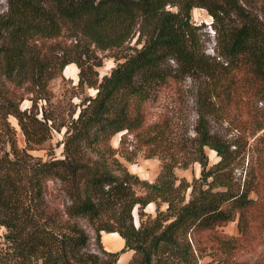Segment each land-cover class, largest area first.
I'll use <instances>...</instances> for the list:
<instances>
[{"label": "trees", "instance_id": "1", "mask_svg": "<svg viewBox=\"0 0 264 264\" xmlns=\"http://www.w3.org/2000/svg\"><path fill=\"white\" fill-rule=\"evenodd\" d=\"M7 4L0 18V264H116L127 250L133 254L125 264H201L207 247L200 244L202 236L214 239L224 253L235 248L247 232V211L255 204L250 193L263 187L264 135L257 133L264 124L257 122L249 132L256 156L251 154L241 181L233 175L234 156L211 133L207 115L215 102L227 113L238 97L246 103L264 100V0ZM195 7L213 19L216 56L205 54L196 37L197 26L191 22ZM63 29L75 38L72 45L56 40ZM95 49H116L123 58L101 80ZM73 63L79 69L77 88L87 86L95 93L80 98L76 116L55 127L45 108L38 116V102L50 101L49 80ZM193 74L203 77L201 94L208 101L198 112L196 143L187 151L200 164V177L191 184L176 177L178 152L161 144L163 128L154 124L155 132L145 141L170 154L155 180L139 179L119 161L112 136L126 130L122 144L125 134L142 128L144 102L170 80ZM16 88L31 93L30 108L20 107L23 98H17ZM9 116L24 135V147L17 146ZM62 127V157L43 160L29 153L50 129ZM205 147L216 152L215 163L208 164ZM125 158H131L129 153ZM52 178L65 194L61 208L50 207L45 196L44 182ZM149 203L155 204V216L135 226L132 209L137 207L139 217L148 216L144 209ZM105 217L112 222L103 224ZM236 217L240 237L216 233ZM82 220L93 228L96 251L90 249ZM102 230L117 232L122 247L105 250ZM230 263L225 255L210 264Z\"/></svg>", "mask_w": 264, "mask_h": 264}, {"label": "rangeland", "instance_id": "2", "mask_svg": "<svg viewBox=\"0 0 264 264\" xmlns=\"http://www.w3.org/2000/svg\"><path fill=\"white\" fill-rule=\"evenodd\" d=\"M7 10V0H0V18L6 14ZM191 22L197 26L196 37L204 53L210 57L216 56L217 33L213 27L212 17L204 8L195 7L191 11ZM56 40L66 46L75 42V38L69 36L66 29L62 30L61 35ZM134 44V40H132L130 45ZM94 53L101 60V65L96 67L98 80H101L103 75L108 74L118 62L123 60V58H119L118 54L120 53L116 49L104 51L95 49ZM218 58L216 57L217 60ZM171 63L173 64L172 61ZM64 68L60 74H57L48 82L50 101L40 100L38 102V116H40L41 107L45 108L46 113L54 118L53 126L55 127L69 121L70 116H76L80 98L95 93L93 88L87 86L77 88L75 84L77 83L79 69L75 63ZM203 86V77L198 74L183 75L176 80H170L152 98L144 102V121L141 129L125 134L122 144H119V140L121 135L126 133V130L112 136L110 143L113 147L118 148L117 157L130 173H134L141 180L153 181L159 174L163 164L167 162L170 152L175 151L178 152L177 158L179 160L173 168L176 177L189 184L198 180L201 174V166L197 161H193V155L187 151L191 150L196 143L195 127L198 112L208 102L205 96L201 94ZM15 93L17 98H23L20 107L30 108L31 102L28 98H30L31 93L24 88H16ZM207 119L211 133L224 142L228 146V151L234 156L233 175L236 180L241 179L242 181L248 159L251 154L256 156L252 144L253 139L249 136V132L252 131L257 122L264 124V100L256 103H246L238 97L236 102L228 107L227 113H224L220 104L215 102L213 113L208 114ZM9 120L16 129L17 146L24 147L26 145L25 138L16 119L9 116ZM252 120H256L255 123ZM154 124L163 128L161 144L172 146L170 152L163 151L160 147L154 148L145 141L147 134L150 135L155 132L156 129L150 127ZM64 132V127L59 131L50 129L48 137L41 144L35 145L34 149L29 150V153L35 158L43 160L52 156L54 158L62 157ZM257 134L264 135V128L259 130ZM204 150L208 155L209 165L219 159L214 150L208 147H205ZM126 153H129L131 157L129 160L125 158ZM262 183L263 187L257 193H250V197L253 198L255 204L246 214L248 227L245 236H241V240L238 241L236 247L228 253H224L214 239L205 241L206 237L202 236L200 244L201 246L207 245V247H205V255L199 260L201 264H210L225 255L232 261L230 264H264V181ZM135 187L137 194H143V189L140 186ZM188 191L189 188L187 193ZM44 192L50 207L61 208L62 197L65 194L57 179L46 180L44 182ZM186 198H188L187 194ZM164 207L165 204L162 203L161 208ZM144 210L150 212L149 215L139 217L137 207L132 209L133 224L135 226H138L140 222L146 223L155 216L154 203H149ZM102 222L107 224L112 220L105 217ZM82 224L91 237L90 249L98 250L94 240L93 228L85 220H82ZM3 232L4 227L0 226V235ZM101 233H105V231L102 230ZM216 233L223 234L226 237H240L237 217L218 226ZM210 243L213 244V248H209ZM101 244L107 250L102 241ZM107 248L117 249L116 246H107Z\"/></svg>", "mask_w": 264, "mask_h": 264}, {"label": "crops", "instance_id": "3", "mask_svg": "<svg viewBox=\"0 0 264 264\" xmlns=\"http://www.w3.org/2000/svg\"><path fill=\"white\" fill-rule=\"evenodd\" d=\"M111 234H114L113 236ZM118 235V236H115ZM101 241L104 245H106V249L108 251H116L120 249L123 245V239L120 237V235L117 232H105L101 233ZM107 246H116L117 249H108ZM133 251L127 250L120 254L118 260L116 261V264H125L132 256Z\"/></svg>", "mask_w": 264, "mask_h": 264}]
</instances>
